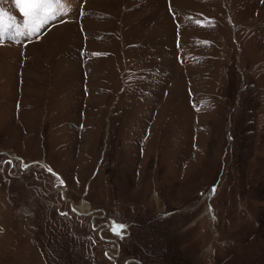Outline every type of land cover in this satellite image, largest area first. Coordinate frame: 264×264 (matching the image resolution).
<instances>
[{"label":"rangeland","instance_id":"374dc122","mask_svg":"<svg viewBox=\"0 0 264 264\" xmlns=\"http://www.w3.org/2000/svg\"><path fill=\"white\" fill-rule=\"evenodd\" d=\"M0 8V264H264V0Z\"/></svg>","mask_w":264,"mask_h":264},{"label":"snow or ice","instance_id":"6c2138e0","mask_svg":"<svg viewBox=\"0 0 264 264\" xmlns=\"http://www.w3.org/2000/svg\"><path fill=\"white\" fill-rule=\"evenodd\" d=\"M15 3L28 18V25H35L31 31L38 32L40 27L47 21L48 17L53 14L54 9L64 3V0H15ZM63 11V8H60ZM5 12L0 8V25H2ZM26 25V26H28ZM123 228L124 226H119Z\"/></svg>","mask_w":264,"mask_h":264}]
</instances>
